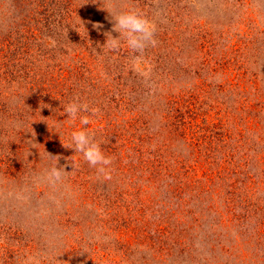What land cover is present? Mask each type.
<instances>
[{"label":"rangeland","instance_id":"1","mask_svg":"<svg viewBox=\"0 0 264 264\" xmlns=\"http://www.w3.org/2000/svg\"><path fill=\"white\" fill-rule=\"evenodd\" d=\"M39 1L0 0V37L21 14L37 18ZM59 1L80 41L96 42L49 53L39 43L30 96L41 83L55 95L48 86L19 119L0 113V264H264V0ZM128 8L156 25L141 71L123 41L101 49L106 32L118 35L110 13ZM129 86L142 103L134 120L116 100ZM57 95V117L45 122ZM75 97L97 105L83 114L112 159L110 178L67 147L82 126L61 104ZM51 155L67 171L55 183ZM146 155L157 168L141 163Z\"/></svg>","mask_w":264,"mask_h":264},{"label":"trees","instance_id":"2","mask_svg":"<svg viewBox=\"0 0 264 264\" xmlns=\"http://www.w3.org/2000/svg\"><path fill=\"white\" fill-rule=\"evenodd\" d=\"M38 4L41 5L43 10L41 11L34 10V12L35 11L37 12L38 15L37 18L30 20L29 19L31 17L30 15L25 13L21 14V18H20V20L22 21L21 24L17 26H12L11 23L9 22V27L7 28L6 37H0V49L3 48L2 45H5L4 51H6V53L10 52L7 53L8 61L7 62L4 61L5 62L4 64H6L8 68L3 69L0 72V113H7L8 116L14 115L17 116L18 119L19 117L23 116L21 114H24V116L32 114L31 110L29 109L31 107H34L35 103L40 101L42 90L53 91L52 88L48 86L54 87V93L51 92L49 95H55V84L52 85L48 84V86H45V83H41V84H37L39 85L38 87L39 92L36 95V97L32 98L30 96V91L34 92V90L36 89L34 86H30L29 84L31 76L39 72L37 67H34L33 65L36 59L39 58L40 53L42 56L44 53V51L43 52L41 51L42 48L39 47V43L41 44L45 43L44 49L47 53H49L56 46H58V44L71 47L70 43L72 44L74 40H76L79 44V47L77 49L78 52L80 50L87 49L86 46L87 44H89L90 41H92V44L96 42L92 39L88 40L85 43L80 41L79 39L80 36L76 35V33H74V30L71 28L76 25L69 24V20L71 18V14L73 13V10L71 8H68V6H66V4H64L63 2L59 0H45L43 3L39 1ZM77 10L79 11V9ZM27 18L29 19V21H27ZM37 22L39 24H37ZM91 32H93V30ZM20 42H22L21 45H19ZM83 44H85V46ZM21 46H23V49L19 48ZM34 48L39 52L34 54L33 53ZM14 59L17 60V63H14ZM49 64L50 63H48V65ZM18 78H23L24 82L16 81ZM135 90L136 89L133 86L128 87V95L131 98V100L129 97L126 98L125 96L121 99L119 98L116 99L117 101L119 100L120 102L124 101L123 102L124 104L128 103L127 104L129 110L128 112L133 113V114L131 113V117L133 118V120L134 117L141 116L140 111L137 109L141 110V106H142V103L140 102V97H138L136 93H134ZM99 96H103V94L101 93L99 94ZM49 100L51 101L49 103L53 102V104L50 106L51 108H49L50 111L45 113L52 115L51 117H48L44 120L45 122L48 123L50 118L52 120L56 119L57 114L55 113L59 111L60 102L62 101L61 97L59 98V95H57V97L50 96ZM95 100H96V96H95ZM63 101H65V99ZM29 102H32L33 104L32 103L27 104ZM23 104H27L28 107L26 108L28 110L23 108L24 109L23 111L22 109ZM124 104L121 105L124 106ZM88 105L89 108L92 109L93 108L96 109L97 107V105L94 104V102H90L88 103ZM115 105L117 106V103ZM102 109H103L102 105L99 106V110L104 111ZM105 114L107 113L104 111L103 115ZM169 116L170 118L171 117L172 118L170 119V122L168 124L172 125L170 128L173 129L175 127L174 121L176 119L174 118V116H171L170 114L167 116V118ZM104 117L105 120H107L105 122L107 124L106 126H108V128H110V126H113L114 123L111 122L107 116ZM99 122L102 121L99 120ZM136 131L137 130H134V132ZM18 133L22 134L20 131H18ZM132 134L136 138L137 135H135V133ZM205 150H208V148L205 147ZM154 156L158 157L157 155L153 154L152 157ZM152 159H156V160L149 161V158L146 155V158L141 163L145 166H148L149 168H151V166L157 168V164H160L158 159L157 158H152ZM193 160H194L193 164L199 161V159L195 157ZM160 162L162 163L163 161L160 160ZM202 167H203L202 163H199L196 169L203 171ZM104 255L107 256L108 254L105 253Z\"/></svg>","mask_w":264,"mask_h":264},{"label":"clouds","instance_id":"3","mask_svg":"<svg viewBox=\"0 0 264 264\" xmlns=\"http://www.w3.org/2000/svg\"><path fill=\"white\" fill-rule=\"evenodd\" d=\"M111 19L115 21L112 30L118 33L113 36L112 32H106V39L101 45L102 51L115 52L121 47V42L133 53L131 58V66L136 71H141V63L143 61V52L149 46H155L156 25L146 17L139 9L128 8L126 10L110 13ZM62 111L60 115L67 114L65 120L68 123H74L77 118L82 127L74 129L70 133V141L68 148L74 149V152L81 153L83 159L90 165L95 166L98 173L105 178H110V165L112 159L106 156L102 150L101 144L94 139V133L90 132L86 127L89 125L91 117L87 114L91 112L95 114L96 109H90L87 102L80 100L78 97L71 99L65 104H61ZM54 163L47 169L46 176L50 182L55 183L61 180L62 172L65 171L63 165L57 166L58 157L51 155ZM73 167V165H72Z\"/></svg>","mask_w":264,"mask_h":264}]
</instances>
